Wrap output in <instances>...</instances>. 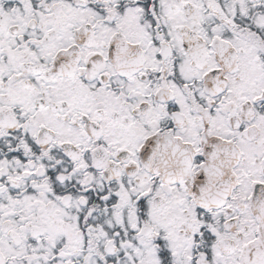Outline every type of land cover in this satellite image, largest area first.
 Instances as JSON below:
<instances>
[{
  "label": "snow or ice",
  "instance_id": "6c2138e0",
  "mask_svg": "<svg viewBox=\"0 0 264 264\" xmlns=\"http://www.w3.org/2000/svg\"><path fill=\"white\" fill-rule=\"evenodd\" d=\"M0 264H264V0H0Z\"/></svg>",
  "mask_w": 264,
  "mask_h": 264
}]
</instances>
